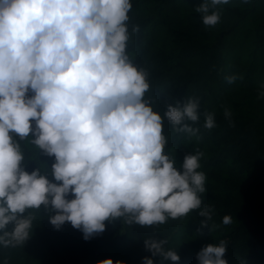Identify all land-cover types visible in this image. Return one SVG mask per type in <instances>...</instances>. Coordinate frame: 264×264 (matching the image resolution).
<instances>
[{
    "label": "clouds",
    "instance_id": "obj_1",
    "mask_svg": "<svg viewBox=\"0 0 264 264\" xmlns=\"http://www.w3.org/2000/svg\"><path fill=\"white\" fill-rule=\"evenodd\" d=\"M228 3L202 0L195 10L211 26L220 11L210 7ZM131 6L130 0H0V245L23 244L33 225L20 214L41 204L58 210L49 217L54 226L70 221L85 239L102 232L109 217L129 214V222L156 225L200 207L202 154L185 155L178 171L162 133L167 118L177 131L194 134L184 120L199 119L198 101L170 104L162 117L144 98L146 73L125 51ZM213 125L208 113L204 126ZM13 134L30 136L38 149L54 154L51 174L61 183L38 168L24 170ZM199 215L211 218L210 207ZM222 219L232 222L230 215ZM164 243L144 241L153 255L179 260ZM225 245L201 248L199 264H226ZM96 264L125 262L106 257Z\"/></svg>",
    "mask_w": 264,
    "mask_h": 264
},
{
    "label": "trees",
    "instance_id": "obj_2",
    "mask_svg": "<svg viewBox=\"0 0 264 264\" xmlns=\"http://www.w3.org/2000/svg\"><path fill=\"white\" fill-rule=\"evenodd\" d=\"M130 2L125 51L146 73L144 98L162 117L170 104L198 101L199 119L184 120L197 129L194 134L177 131L167 118L162 133L164 152L178 171L185 155L202 154L201 205L156 225L129 222V214L109 217L102 232L85 239L70 221L54 226L49 217L58 210L41 204L20 214L31 217L32 229L23 244L0 245V264H96L106 257L143 264L146 256L154 264H199V250L221 240L226 242V264H264V0L212 6L209 11L219 10L220 19L211 26L195 10L202 0ZM227 76L234 79L229 82ZM208 113L214 114L210 128L204 126ZM30 136L13 134L24 155L21 166L28 172L38 168L61 183L51 174L54 154L38 149ZM206 207L211 218L199 215ZM224 215L232 217L230 224L223 223ZM12 227L9 222L6 230ZM146 238L165 241L163 247L172 248L179 260L153 255Z\"/></svg>",
    "mask_w": 264,
    "mask_h": 264
}]
</instances>
